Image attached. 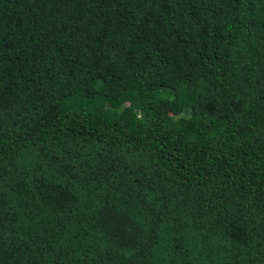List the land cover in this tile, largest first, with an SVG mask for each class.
Segmentation results:
<instances>
[{"label":"trees","instance_id":"trees-1","mask_svg":"<svg viewBox=\"0 0 264 264\" xmlns=\"http://www.w3.org/2000/svg\"><path fill=\"white\" fill-rule=\"evenodd\" d=\"M0 264H264V0H0Z\"/></svg>","mask_w":264,"mask_h":264},{"label":"rangeland","instance_id":"rangeland-1","mask_svg":"<svg viewBox=\"0 0 264 264\" xmlns=\"http://www.w3.org/2000/svg\"><path fill=\"white\" fill-rule=\"evenodd\" d=\"M102 92H103V93H106L107 90H106V89H103ZM170 114H171V115H177L178 112H177L176 110H171V111H170Z\"/></svg>","mask_w":264,"mask_h":264}]
</instances>
